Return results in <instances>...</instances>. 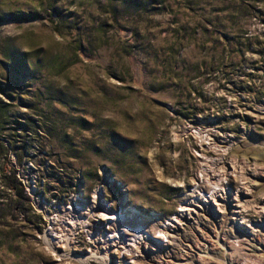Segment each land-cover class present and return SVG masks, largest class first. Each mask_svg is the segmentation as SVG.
<instances>
[{
    "label": "rangeland",
    "instance_id": "374dc122",
    "mask_svg": "<svg viewBox=\"0 0 264 264\" xmlns=\"http://www.w3.org/2000/svg\"><path fill=\"white\" fill-rule=\"evenodd\" d=\"M0 139L13 149L0 157V264H124L122 248L73 258L94 249L84 227L75 251L46 229L76 196L155 224L197 173L217 202L248 205L235 222L192 203L202 216L191 210L157 264H264V0H0ZM10 167L24 198L2 185Z\"/></svg>",
    "mask_w": 264,
    "mask_h": 264
},
{
    "label": "bare ground",
    "instance_id": "6f19581e",
    "mask_svg": "<svg viewBox=\"0 0 264 264\" xmlns=\"http://www.w3.org/2000/svg\"><path fill=\"white\" fill-rule=\"evenodd\" d=\"M193 133L197 134L198 132L193 131ZM199 138H201V137H199ZM208 143L209 142H206V144H208ZM215 162H217V161H215ZM218 162H220V160ZM221 166H222V164H221ZM203 177H204L203 174H198L197 173L195 178L192 180L191 185H188V188H187L188 190L185 191V198L182 199L184 202L181 203V205H179V208L176 209L175 214L172 217L165 218V220H163L161 222H158V223L156 222L155 224H153L152 222L150 223L149 221L148 222H144L143 220L138 219V217H135L136 212L134 210L131 211L132 213L130 212L131 214L129 212H126V210H124V209H121L119 212L110 211V210H108L109 205L103 206L106 210H103V207H102V210L101 211L98 210V213L95 214V212H93L94 208L92 206L84 205L83 202L79 198H77V196H76L73 199L74 203L70 206V209H65L64 208L63 210L65 212H68V210H69L70 211L69 215L72 214V217L74 219H76L77 221H79L83 225V227H86V228L91 227L92 230H94L95 228H92V224L90 226V223L88 222L87 219H89L90 222H91V220H94L95 223H97L98 225L101 226V228H102L101 232L103 231L104 235H106L107 233H112L113 234V235H111V236H113L112 237L113 245L109 246L110 248L109 247H105V248L102 249V247H104V245H103L104 242L107 241V240H105L103 238L104 241L100 242L97 237L96 238L94 237V233L93 232L88 231L87 232V236H89V237H87V238H88L89 241H91V243L94 246L93 251H91L92 250L91 249L90 251H88V254H86L85 256H82V257L76 256V255L75 256L72 255L73 258H75L76 260L82 261L83 259L94 257L95 256V252L98 249L99 254H100V259H102L101 258L102 257L101 256V250L103 252H105V253L110 254L108 251H110V250L113 251L112 249L116 246L115 243L117 242V244L118 243L120 244L119 245L120 248H122V252H121L120 256L122 255V258H124L123 259L124 264H137V263H139V264L142 263L143 264V263H145V259L150 258V259L153 260L154 258H157V257L160 256L159 259H156V260L153 261V262H155L157 264L158 261H160V262L163 261L161 259V255L163 253H167V251H170L173 248V246H172V244H173L172 243V238H174V237L172 235H174V234L170 233V235L172 234L170 236L169 233H168V231H170V230L168 228L173 227V231L174 232L183 231L185 229L183 224H186L185 220L187 218H191L192 217L191 210H193L194 213L196 214L195 218H197V217L199 218L200 212L197 211L198 209L196 210L194 208H191V204L192 203L195 204L196 206L202 208V202H204V203L205 202H211L209 200L212 199L213 200L212 201L213 204L221 212L222 217L223 216H227L228 217V215H230L232 218H229V219H231V221H235L236 215H238L239 212L241 211V209L244 208L245 206H247L248 203L246 201H244V200H241V199L238 200V201H234L233 203H229V202L222 203L220 201L217 202L216 199H215V197L217 196V195H215L216 194L215 184H211V186H213L214 188H211V187L209 188L208 187L209 185L205 184L207 181H205ZM200 184H202V185H200ZM200 186H202V187H200ZM93 195H94L93 196V200L94 201L99 200V198L101 196L100 188L96 189ZM189 197H191L193 201H188ZM201 198L203 200H200ZM234 208H237L238 210H235ZM226 209H228V211H226ZM205 211H206V209H205ZM188 214H189V216H188ZM200 216H202V214ZM204 219H203V221H204ZM226 219H228V218H226ZM221 222L225 223V228L223 230H221L222 231L221 233L223 234V236L232 235L233 234V230H234L233 228H234L235 224L231 223V222L229 223V221H227V222L226 221H221ZM213 223L214 222L211 221V224H213ZM181 226H182V228H181ZM215 228H216V226H215ZM218 234H220V233H218ZM60 235H62V234H60ZM204 236L205 235L202 234L200 237L204 238ZM234 236L235 237H240L239 234H235V233H234ZM125 237L131 238V242L128 241L129 239L125 240L124 239ZM150 238L154 239L157 242L156 246L154 248H152V252H148V251L142 252L141 250H138V248L136 246H134L135 244H137V243H139V242H141V241H143L145 239H150ZM101 240H102V238H101ZM169 240H170V244L168 243ZM125 241H127V243H125ZM192 241H193L192 243L194 245L195 243H197L198 240L194 239ZM46 242H47V239H46ZM129 243H131V244H129ZM54 255L56 256V259H55L56 261H60L61 260L59 255H57L55 253H54ZM103 259H104V257H103ZM67 263H69V262H67Z\"/></svg>",
    "mask_w": 264,
    "mask_h": 264
},
{
    "label": "built area",
    "instance_id": "2783aa9c",
    "mask_svg": "<svg viewBox=\"0 0 264 264\" xmlns=\"http://www.w3.org/2000/svg\"><path fill=\"white\" fill-rule=\"evenodd\" d=\"M101 197V196H100ZM101 200V199H100ZM93 202H92V200H91V204H92ZM104 205H107L106 203H104ZM86 207V206H85ZM103 209L104 210H106L104 207H103ZM59 211V210H58ZM118 211V210H117ZM60 212V211H59ZM61 215L62 216H64L65 215V218H61V216H60V219H59V221H60V224H59V226L58 227H56L55 229H53V230H51V229H49V228H47L46 229V235H47V237H48V240H49V245H50V247L52 246V248H54V249H61V250H63V246L65 245V246H69V250L70 251H75V248H76V243L78 242V239H77V235H76V233H73V231H75L74 229H76L75 228V226L74 225H77L78 227H80V229L81 228H83V225L79 222V221H77L76 219H74L73 217H72V214L71 215H69V213H70V211L68 210V212H65L63 209L61 210ZM204 214H206L205 212H204ZM74 215V214H73ZM188 216H189V214H188ZM135 217H138V215H136L135 214ZM171 217V216H170ZM138 219H141V220H143L141 217H138ZM88 220V222L90 223V226H91V224H93V223H95V221H92V222H90V220L89 219H87ZM165 220V219H164ZM144 221V220H143ZM161 221H163V220H160V221H157V223L158 222H161ZM65 227H68V232H70L69 233V235L65 238L64 237V235H63V232H61V230L60 229H63V230H65ZM170 228H173V227H170ZM84 229V233L83 234H85V240L87 241V243H88V245H89V247L90 248H94V246H92V244L89 242V240H88V236H87V232L88 231H90V232H94V237L96 238L97 237V233L95 232V230H92L91 229V227H88V228H86V227H84L83 228ZM169 229V228H168ZM171 233H173L174 235H178L179 234V232H174V231H170ZM182 232V231H181ZM169 233V232H168ZM60 234H62L63 236L61 237L60 236ZM76 235V236H75ZM111 235H113L112 233H107L106 235H103V237H104V239L105 240H107L106 242H104V244L103 245H106L107 247L108 246H111V245H113V243H112V237L113 236H111ZM169 235H170V233H169ZM125 240H127V239H129L128 241H130L131 242V238H128V237H125L124 238ZM172 240H173V238H172ZM149 240H147V241H141L140 243H137V244H135L134 246H136L137 248H138V250H141V248L142 249H144L145 247H147V246H149L150 247V250H148L149 248H145V250L144 251H142V252H146V250H148V252H152L151 251V245H148L147 244V242H148ZM149 242H151V243H153V245H154V247L156 246V244H155V242L153 241H149ZM174 241H172V243H173ZM125 243H127V241H125ZM144 243V245H141V244H143ZM168 243L170 244V240L168 241ZM167 243V244H168ZM129 244H131V243H129ZM120 244L118 243V244H116V246L112 249L113 251H108L110 254L111 253H113L114 252V250L116 249V248H120V246H119ZM110 248V247H109ZM102 249H103V247H102ZM107 251V250H106ZM120 251H121V249H120ZM168 252L169 251H167V253H163L162 255H161V259L163 260V258H165V256H169V254H168ZM172 254H171V256H170V258H172V259H174V260H177V256L175 255V252L174 251H172L171 252ZM106 254H108V253H106ZM149 254V253H148ZM164 254H167V255H164ZM119 257H120V255H119ZM160 257V256H159ZM159 257H157V258H155V260L156 259H159ZM105 258V257H104ZM150 259V258H149ZM165 260H163V261H161V262H164ZM160 261H158L157 263H159ZM164 263H166V262H164Z\"/></svg>",
    "mask_w": 264,
    "mask_h": 264
},
{
    "label": "trees",
    "instance_id": "16d2710c",
    "mask_svg": "<svg viewBox=\"0 0 264 264\" xmlns=\"http://www.w3.org/2000/svg\"><path fill=\"white\" fill-rule=\"evenodd\" d=\"M8 150L12 151V147H7L0 139V157L2 158V167H6L8 165L7 162V152ZM18 160V159H17ZM7 172H3L1 169V181L2 185L6 187L7 189L11 190L17 197L24 198L22 194V188L19 184V182L16 180L15 175H14V170L10 167L7 168Z\"/></svg>",
    "mask_w": 264,
    "mask_h": 264
}]
</instances>
